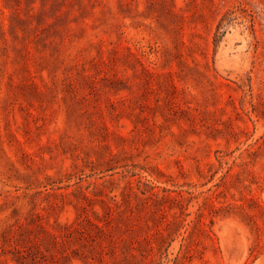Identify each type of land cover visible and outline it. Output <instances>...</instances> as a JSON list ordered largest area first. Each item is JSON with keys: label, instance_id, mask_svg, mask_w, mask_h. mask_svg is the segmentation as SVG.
Listing matches in <instances>:
<instances>
[{"label": "rangeland", "instance_id": "374dc122", "mask_svg": "<svg viewBox=\"0 0 264 264\" xmlns=\"http://www.w3.org/2000/svg\"><path fill=\"white\" fill-rule=\"evenodd\" d=\"M0 264H264V0H0Z\"/></svg>", "mask_w": 264, "mask_h": 264}]
</instances>
